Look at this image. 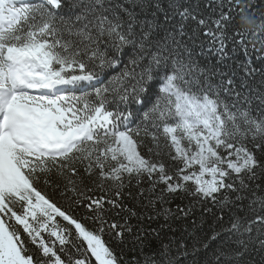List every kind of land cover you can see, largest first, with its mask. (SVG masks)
<instances>
[{
	"label": "snow or ice",
	"instance_id": "1",
	"mask_svg": "<svg viewBox=\"0 0 264 264\" xmlns=\"http://www.w3.org/2000/svg\"><path fill=\"white\" fill-rule=\"evenodd\" d=\"M197 204L264 264V0H0V264H187Z\"/></svg>",
	"mask_w": 264,
	"mask_h": 264
},
{
	"label": "trees",
	"instance_id": "2",
	"mask_svg": "<svg viewBox=\"0 0 264 264\" xmlns=\"http://www.w3.org/2000/svg\"><path fill=\"white\" fill-rule=\"evenodd\" d=\"M242 23L245 27H251V22L246 19L243 20ZM201 62L202 64L209 63L208 60H202ZM212 62L214 63V61ZM227 63L231 65V71L235 73L236 79L238 81L245 76L244 69L240 67L238 60H229L227 61ZM256 66L258 67L259 65L257 64ZM222 70L227 71V69ZM214 79H218V77ZM188 203V199H184L183 203H181L180 200H175L171 204L165 205V207L175 210L177 204H180L181 207H183ZM219 215V212H217L215 216L211 214L201 215L200 205L197 204L195 215L190 216L186 220H181L179 221V223L173 224V228L177 230L176 236L178 238L183 237V239L188 244L189 252H191L194 247L199 249L195 257H189L187 264H191V261L193 259H195L198 264H210V262L213 260V251L220 248L221 240L218 239L215 243H212L211 247H209L207 251L204 250L203 245L209 243V237L213 236L216 233H220L222 229H226L229 227L228 217L225 216L223 221H218L217 217ZM193 221H195L194 225ZM153 227H156V225L154 224ZM168 235L169 237L172 236L171 233H169ZM221 239L226 238L222 237Z\"/></svg>",
	"mask_w": 264,
	"mask_h": 264
}]
</instances>
